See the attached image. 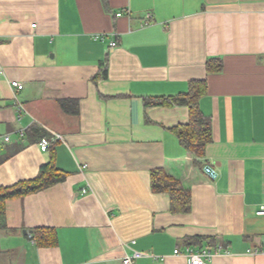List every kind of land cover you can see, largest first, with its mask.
Here are the masks:
<instances>
[{
    "label": "crops",
    "instance_id": "crops-1",
    "mask_svg": "<svg viewBox=\"0 0 264 264\" xmlns=\"http://www.w3.org/2000/svg\"><path fill=\"white\" fill-rule=\"evenodd\" d=\"M200 80L213 141L199 160L173 131L189 107L145 100ZM52 158L63 181L6 203L0 264H122L135 251V264H189L188 247L215 253L209 264H264L246 253L264 246V0H0V186ZM155 169L190 191L189 213L153 191ZM35 228L57 243L40 246Z\"/></svg>",
    "mask_w": 264,
    "mask_h": 264
},
{
    "label": "trees",
    "instance_id": "trees-1",
    "mask_svg": "<svg viewBox=\"0 0 264 264\" xmlns=\"http://www.w3.org/2000/svg\"><path fill=\"white\" fill-rule=\"evenodd\" d=\"M105 5L107 0H103ZM223 68L220 58H210L207 62L208 72H218ZM207 92L206 80L191 83L187 93L171 97H157L145 100V107L154 106H187L190 109V121L187 124L173 128L181 144L193 152L197 159L205 155L206 147L213 141L212 121L206 116L199 105V101ZM33 132L39 133L40 138L46 133L34 127ZM66 174L58 169L55 159L52 158L44 164L36 178L18 182L12 186H0V229L7 227L6 203L9 199L25 197L29 194L44 190L45 188L63 181ZM152 189L154 192H165L171 198V211L173 213H189L192 209L191 193L183 185L167 174L163 169L152 171ZM33 236L40 246H51L57 243L55 230L51 228H35Z\"/></svg>",
    "mask_w": 264,
    "mask_h": 264
},
{
    "label": "built area",
    "instance_id": "built-area-1",
    "mask_svg": "<svg viewBox=\"0 0 264 264\" xmlns=\"http://www.w3.org/2000/svg\"><path fill=\"white\" fill-rule=\"evenodd\" d=\"M119 16L122 15V13L118 14ZM151 18V15L148 14L147 15V22L145 23L146 25L149 24V19ZM112 46H116L117 42L114 41L111 43ZM12 86L17 90L20 91L24 88L23 83L19 82V81H13L12 82ZM16 105L19 107V109L22 107L21 103L19 102L18 98L16 97ZM5 141L9 142L10 136H6ZM39 146L43 151H47L50 146H51V141L48 138H42L39 142ZM206 171L209 172L211 175H215V172L213 170V168L211 166H206ZM256 214L258 216H264V206H261L257 211ZM224 249L223 245L220 244L218 245V251L216 253H221L222 250ZM175 253L177 254H182L181 250L177 249L175 251ZM246 253L250 256H258V255H264V246L262 245H258V246H253V247H249L246 251ZM141 255V253L135 251L133 254H127L123 257L122 260V264H135V259L137 257H139ZM184 255L187 257L188 259V263L189 264H209L212 262L215 253H213L211 250L209 249H195L193 247H188L185 252Z\"/></svg>",
    "mask_w": 264,
    "mask_h": 264
}]
</instances>
